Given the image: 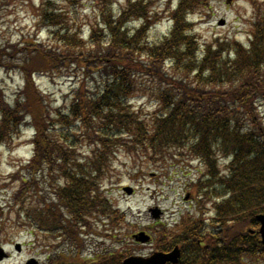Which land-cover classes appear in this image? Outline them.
Returning <instances> with one entry per match:
<instances>
[{"label":"trees","instance_id":"1","mask_svg":"<svg viewBox=\"0 0 264 264\" xmlns=\"http://www.w3.org/2000/svg\"><path fill=\"white\" fill-rule=\"evenodd\" d=\"M82 1L41 2L39 23L52 44L0 47V71L18 73L24 83L12 100L0 86V146L24 125L35 133L33 157L15 175L22 182L13 197L17 219L81 250L84 229L123 220L102 191L118 153L197 160L208 171L198 185L200 218L184 217L179 238L160 231L162 250L182 245L181 264H264L261 238L251 233L264 214V7L253 0L249 45H205L190 15L209 0H181L168 33L156 40L152 2L90 0L93 19L84 29ZM59 74L74 85L57 107L37 76ZM140 93L154 96L157 111L132 106ZM123 257L101 264H121ZM49 264L77 263L64 255Z\"/></svg>","mask_w":264,"mask_h":264},{"label":"rangeland","instance_id":"2","mask_svg":"<svg viewBox=\"0 0 264 264\" xmlns=\"http://www.w3.org/2000/svg\"><path fill=\"white\" fill-rule=\"evenodd\" d=\"M42 1L0 0V47L6 48L36 39L45 44H52L48 32L39 23L37 10ZM83 1L86 2L81 12L85 29L88 22L93 19V14L89 8L90 0ZM116 1L119 4L124 3V0ZM146 1L148 4L153 3L151 9L158 17L159 23L153 27L150 34V40H156L168 33L171 13L181 0ZM255 1L264 7V0ZM254 15L253 0H209L208 6L196 9L190 15V19L201 44L206 45L223 39L249 45ZM222 21H225V25H221ZM62 76L63 74L53 78L37 76L38 87L57 107L63 104L74 85L73 79ZM23 85L18 73L0 71V86L9 100L15 98ZM131 103L139 111L150 114L158 109L152 94L140 93ZM259 109L264 113V107ZM32 135L33 132L24 125L20 136L11 144L0 146V248L8 255L0 264H26L31 258L37 259L40 264L49 263L57 254L56 248L61 246L59 241H55L57 234L38 232L30 229L28 224L25 225L26 221L17 219L19 208L15 205L13 197L22 182L21 179L19 182L15 175L33 157L34 147L30 143ZM134 157L123 152L118 153L113 159L114 167L110 169L112 173L102 188L104 195L116 207L118 213L115 217L123 215V220L107 225L108 234L103 232L101 223L94 225L92 231L89 227L84 235L85 250L81 251L83 260H95L100 255L103 262L107 256L106 252H114L116 255L149 256L154 250L166 244L160 243L163 239L160 231L163 230V233L170 231L176 235L182 230L184 217L188 218V221L190 218L195 220L200 218L202 203L198 200L200 194L198 185L200 179L208 174L201 162ZM220 167L224 168V164ZM125 187L133 188V195H127ZM212 207L211 203L207 204L208 220L215 215ZM155 224L161 226L157 235L155 234V241L147 245L135 241L134 236L141 232L152 236L153 229H146ZM162 225L166 227L163 229ZM106 238L113 241L103 240ZM17 246L21 252L16 251ZM71 251L77 253L69 244H63L58 254L69 255ZM73 259L80 264L78 258Z\"/></svg>","mask_w":264,"mask_h":264},{"label":"water","instance_id":"3","mask_svg":"<svg viewBox=\"0 0 264 264\" xmlns=\"http://www.w3.org/2000/svg\"><path fill=\"white\" fill-rule=\"evenodd\" d=\"M224 24V22H221V25ZM128 193H132L131 189H125ZM258 220L262 224V228L260 230L262 241L264 244V216H259ZM137 239H141V241L146 242L148 241L147 237L144 235H141L140 238L137 237ZM180 254L176 250L172 254H162V253H157L153 257L149 259H143V258H130L124 262V264H166L167 262H175L176 257H178ZM29 264H36L34 261H31Z\"/></svg>","mask_w":264,"mask_h":264}]
</instances>
